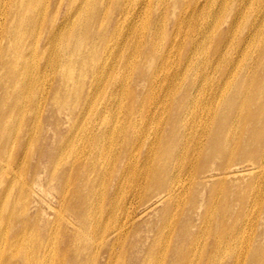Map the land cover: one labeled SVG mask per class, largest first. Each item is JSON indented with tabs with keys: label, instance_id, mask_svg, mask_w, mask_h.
Instances as JSON below:
<instances>
[{
	"label": "bare ground",
	"instance_id": "bare-ground-1",
	"mask_svg": "<svg viewBox=\"0 0 264 264\" xmlns=\"http://www.w3.org/2000/svg\"><path fill=\"white\" fill-rule=\"evenodd\" d=\"M0 264H264V0H0Z\"/></svg>",
	"mask_w": 264,
	"mask_h": 264
},
{
	"label": "rangeland",
	"instance_id": "rangeland-1",
	"mask_svg": "<svg viewBox=\"0 0 264 264\" xmlns=\"http://www.w3.org/2000/svg\"><path fill=\"white\" fill-rule=\"evenodd\" d=\"M136 194H137V192H136ZM136 194H135L136 197H134L133 194L130 195V193H129L127 195V197H126V201H127L126 202V206L129 207L128 208L129 212H131V211L133 212V210H135V212H133V213H136V212L139 213V211H140L139 209H141V207L139 205L140 202H139L138 194L137 195ZM131 198H133V199H131ZM48 199H49V201H52V204L54 205L53 207H56L57 203H56L55 198H53V196L50 195ZM133 200H135V201H133ZM41 209L44 211V213L47 215V217H49L50 219L53 218V214L55 212V211H53V209L48 208L44 204L42 205V208ZM155 213H157V210H154L149 215H147V216L145 215V216H143V217H141L140 219H137V220L140 223H144V221H146V220L153 221V220H155V217H156V214Z\"/></svg>",
	"mask_w": 264,
	"mask_h": 264
}]
</instances>
